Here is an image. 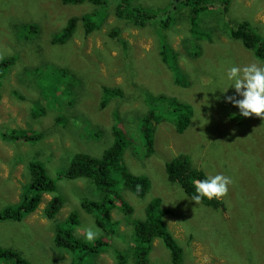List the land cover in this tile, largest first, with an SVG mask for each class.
Wrapping results in <instances>:
<instances>
[{
	"label": "rangeland",
	"instance_id": "rangeland-1",
	"mask_svg": "<svg viewBox=\"0 0 264 264\" xmlns=\"http://www.w3.org/2000/svg\"><path fill=\"white\" fill-rule=\"evenodd\" d=\"M139 1L147 6L156 2ZM161 1L164 2L156 5L164 7L170 3ZM216 1L213 9L222 12L215 17L203 14L200 25L204 26L202 32L209 31L206 36L210 39L201 37L199 56L189 53L188 45L195 37L189 32L188 11L182 3L173 13L178 22L162 34L177 52L179 65L188 69L182 80L180 73L174 74L162 59L160 37L151 23L145 27L125 24L117 35L114 29L120 23L113 7L91 35L80 22L75 36L59 44L53 34L72 15L93 11V3L0 0V57L11 55L17 59L1 86L0 131L21 127L33 129L32 133H46L44 139L30 141L11 140L0 134V211L21 202L27 193L25 184L30 180L29 164L34 160L48 168L56 179L54 193L65 198L55 217L46 214L54 193H44L37 209L21 221L0 220V246L16 250L33 264H73L80 252L72 254L56 247V228H73L77 238L85 239V230L93 228L99 229L94 239L104 237L111 246L96 257L90 256V264H116L117 251L128 255L126 264H134L132 222L144 218L148 202L159 197L164 207L175 212V216H167V221L184 249L182 264H264V118L255 114L242 117L238 108L226 100L235 94L234 88L221 92L227 87V82L222 81L227 67L264 60L239 40L231 39L219 24L224 23L230 31L229 27L248 21L264 39V0ZM41 18L37 33H31L25 24ZM127 51L134 58L126 59ZM58 69H65L66 73ZM33 71L40 75L35 76ZM177 77L179 84L175 82ZM119 85L123 94L116 93L102 107L104 88ZM151 90L177 97L184 104L182 108H196L190 125L182 133L174 123L164 118L158 120L154 135L156 152L148 157L140 128L142 118L152 109ZM37 101L48 110L35 119L32 114L38 108ZM113 124L122 128L130 142L122 162L134 174L149 177L152 186L145 199H140L125 189L121 180L116 183L120 203L127 200L134 211L130 215L115 208L112 217L118 230L107 236L96 225L95 216L81 206L82 198H100L96 186L86 178L71 179L58 174L67 172L78 153L102 156L114 141ZM182 152H188L197 166L203 164L206 170L210 169V174L231 179L228 192L219 198L223 204L218 209L201 202L196 204L179 184L168 180L165 164ZM73 211L78 213L79 223L71 226L67 221ZM244 232L253 236L251 246L255 249L249 256L241 250L243 244L232 242L233 238L247 237ZM150 259L151 264H174L161 238L154 241Z\"/></svg>",
	"mask_w": 264,
	"mask_h": 264
},
{
	"label": "trees",
	"instance_id": "trees-1",
	"mask_svg": "<svg viewBox=\"0 0 264 264\" xmlns=\"http://www.w3.org/2000/svg\"><path fill=\"white\" fill-rule=\"evenodd\" d=\"M65 5H78L86 2L93 3L95 8L93 11L85 13L81 16L72 15L64 27L58 32L54 33L52 38L55 42L60 44L66 43L70 37L75 33V30L82 22V26L86 33H91L98 29L103 19L107 17L110 9L114 7V14L119 20L120 25L114 29L115 34H119L121 27L125 24L129 26L145 27L149 23L154 26L155 31L160 37L161 54L162 59L168 64L167 66L172 69L173 73L179 72L180 79L185 80L183 74L188 69H182L177 61V52L172 48L169 41L162 34L166 29L172 27L176 22L175 14L180 5L187 7L188 17L187 21L190 24L189 32L195 38H209V31L202 23L203 14H207L210 17H215L220 9H213L216 5V0H170L166 6L161 7L159 3L164 1L156 0L151 6L145 5L139 0H61ZM228 1V0H226ZM182 3V4H181ZM110 6H112L110 8ZM175 14L173 15V13ZM38 13V12H37ZM40 14V13H38ZM227 14V12H226ZM42 16V14H40ZM219 19V18H217ZM35 20V18H33ZM40 20L30 21L25 24L29 28L31 33L36 34L41 22ZM44 21V20H43ZM42 21V23H43ZM221 21V19H220ZM222 28L226 30V34L235 40H239L247 49L252 50L256 57L264 60V39L259 32H257L248 21H242L236 26H231L230 31L224 23H219ZM212 29H210L211 31ZM38 35V34H37ZM116 35V36H117ZM89 35H87L88 37ZM118 37V36H117ZM193 38H187L190 41L188 45L189 53L192 56L197 57L202 51V41ZM210 39V38H209ZM128 48V47H125ZM126 59L134 58L130 51L125 53ZM15 56H1L0 57V94L2 93V82L11 71V67L16 63ZM62 74H65V69H60ZM35 76L40 74L34 72ZM28 79V78H27ZM176 84H179V78L175 80ZM184 84V83H183ZM181 84V85H183ZM144 86H152L151 83H142ZM192 82L187 84L191 86ZM45 88V87H44ZM152 91V90H151ZM49 91H47L48 93ZM122 87L119 86H106L104 88V98L102 107L107 106L111 102L115 94L122 95ZM153 92V91H152ZM151 98L152 109L144 115L142 118V126L140 128L141 134L144 139V150L146 156H152L156 152L155 148V131L158 124V120L164 118L165 121L174 123L177 127V131L182 133L190 125V119L195 113V108L188 106V108H182L184 104L180 103V99L175 96H171L166 92L155 93ZM54 95V94H53ZM1 98V95H0ZM167 104L168 108L165 106ZM38 108L34 110L33 117L45 115L47 107L39 105L38 101L35 106ZM161 109V111L158 110ZM156 120V121H155ZM156 124V125H155ZM2 125H0L1 129ZM114 127V128H113ZM112 135H114L113 143L104 150L102 156L96 157L91 154L78 153L74 156L70 167L65 174L59 173L58 177L67 176L71 179L86 178L87 181H91L96 187V191L100 194L99 199H81L82 208L95 216L96 225L107 236L115 234L118 230L117 222L112 217V211L115 208H120L124 213H133V206L126 200L120 203L121 195L116 189V183L121 180L122 186L125 189L131 191L137 195L140 199H145L151 189L152 183L149 177L143 174H134L131 172L127 165L122 162V158L125 154L126 147L130 142L125 138V133L121 127L113 124ZM10 131H0V134L4 138L11 140H36L44 139L46 133L35 132L33 129H22L21 127L12 128ZM165 170L168 180L171 183L179 184L185 194L192 198L195 194L194 186L192 184L193 179H204L206 175L210 174V169L206 170L204 165L202 167L197 166L194 163L193 157L188 152H182L179 155L168 160L165 164ZM30 180L27 184V193L22 196V200L17 205L6 206L0 211V220L13 219L21 221L27 214L35 211L42 201L44 193H54L57 190V184L49 173L48 168L38 161H31L29 164ZM212 173V172H211ZM214 175V174H212ZM54 179V180H53ZM65 203V198L62 195L54 193L46 206V214L52 218L61 210ZM202 204L218 209L223 202L219 201V198L214 199H202ZM144 218L137 219L132 222L133 224V236L131 238L133 244V263L134 264H151L150 254L152 252L153 243L157 238H161L167 248L171 252L172 260L174 264H182L184 261V249L179 245L173 232L168 226L167 216H175V212L170 210V207H164L161 198L156 197L150 200L144 210ZM114 221V222H113ZM67 223L71 226L78 224L77 212H71ZM67 224V225H68ZM193 233V232H192ZM131 234V235H132ZM242 235V240L232 239L234 244L244 245V249L241 250L250 255L255 249L252 247L253 236L249 233ZM54 241L57 247L69 250L73 253L80 252L76 255L73 264H90L89 257L99 255L102 251L111 246V242L104 238L98 237L92 241H88L84 238H77L74 234L73 228L57 227ZM244 257V256H243ZM116 264H126L128 255L122 251L116 252ZM252 259V258H251ZM250 259V261H252ZM249 261V262H250ZM0 263L3 264H33L28 258L22 256L21 253L14 249H7L0 246Z\"/></svg>",
	"mask_w": 264,
	"mask_h": 264
},
{
	"label": "clouds",
	"instance_id": "clouds-1",
	"mask_svg": "<svg viewBox=\"0 0 264 264\" xmlns=\"http://www.w3.org/2000/svg\"><path fill=\"white\" fill-rule=\"evenodd\" d=\"M91 33L89 34L91 35ZM58 71L60 72V69H58ZM222 81L227 82V87L224 90H221L219 87H217V89L221 90V92H227L229 88H234L235 94L227 96L226 100L238 108L239 114L242 117H251L255 114L257 117L264 118V63H251L246 66H237L233 64L224 70ZM230 183L231 179L222 174H208L204 179H193L192 184L195 194L192 196L191 201L199 204L202 199L205 198L209 200L220 198L228 192V185ZM98 232L99 229L94 231L93 228H87L85 230L86 239L92 241L97 236ZM108 248H110V246ZM104 252L106 251L104 250L99 254ZM71 253L73 254V252Z\"/></svg>",
	"mask_w": 264,
	"mask_h": 264
}]
</instances>
